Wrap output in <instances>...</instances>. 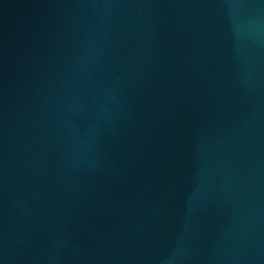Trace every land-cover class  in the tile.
<instances>
[{"label": "water", "instance_id": "obj_1", "mask_svg": "<svg viewBox=\"0 0 264 264\" xmlns=\"http://www.w3.org/2000/svg\"><path fill=\"white\" fill-rule=\"evenodd\" d=\"M0 264H264V0H0Z\"/></svg>", "mask_w": 264, "mask_h": 264}]
</instances>
